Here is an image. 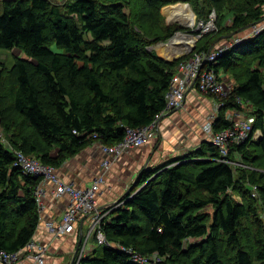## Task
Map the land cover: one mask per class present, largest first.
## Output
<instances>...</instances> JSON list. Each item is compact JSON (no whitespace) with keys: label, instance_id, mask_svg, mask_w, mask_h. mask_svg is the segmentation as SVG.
<instances>
[{"label":"trees","instance_id":"1","mask_svg":"<svg viewBox=\"0 0 264 264\" xmlns=\"http://www.w3.org/2000/svg\"><path fill=\"white\" fill-rule=\"evenodd\" d=\"M176 2L188 3L201 20L214 13L216 29L167 61L153 46L185 29L167 25L160 13ZM0 6V49L24 55L10 67L0 62V128L11 147L0 141V250L7 252L33 237L39 218L34 190L41 177L23 174L14 150L58 168L84 147L119 142L126 126L147 125L161 113L180 61L264 20V0H0ZM213 69L235 83L214 130L230 126L223 114L240 108L236 97L255 117L247 139L229 147L227 159L236 163L220 161L205 140L143 169L103 217L107 241L141 255L156 252L161 264H264V28L222 52ZM102 247L81 264H137Z\"/></svg>","mask_w":264,"mask_h":264},{"label":"built area","instance_id":"2","mask_svg":"<svg viewBox=\"0 0 264 264\" xmlns=\"http://www.w3.org/2000/svg\"><path fill=\"white\" fill-rule=\"evenodd\" d=\"M212 21L214 13L210 15ZM264 28V20L251 25L243 33H233L223 42L214 45L207 51L195 52L187 59L180 61L173 73L167 91L165 92V106L161 113L147 125L138 127H125L123 138L113 145H103L95 143L98 150L105 155L99 165V172L95 176L89 187L79 188L63 181L56 173V168L44 164L32 155H26L19 150H14V165L18 166L23 174H31L35 177L40 176L41 180L35 187V199L42 206V195L45 191L43 185L49 182L53 185L50 191L52 199H67L66 207L61 211L57 221L47 220L45 226L52 237L64 236L70 233L78 234L79 227L85 221H89V231L83 240L77 243L73 255L66 264H81V259L87 254L88 236L94 237L95 245L111 247L128 254L131 261L137 264H161L163 258L156 252L146 256L137 253L131 248H125L119 243L107 241L101 230V221L109 213L113 206L119 203H108L99 207L96 197L104 185V175L111 164L130 149L143 146L157 130L159 119L174 109L183 106L187 93L195 89L203 95L210 97V108L204 120L202 130L204 135L212 145L218 149L219 160L226 163H236L227 159L229 147L247 139L255 117L249 113L251 105L244 102L240 97L235 98V102L240 106L236 110H225L224 118L231 124L226 128L214 130L216 120L219 118L220 110L224 107V98L229 96L234 89L235 83L229 75L215 72L213 65L216 64L222 52L233 48L244 40L254 37ZM189 46L185 54L190 53ZM183 54V55H185ZM181 55V56H183ZM256 133L260 135L257 130ZM256 135H253V137ZM0 141L11 149L4 137L0 134ZM256 186H252L251 196L255 195ZM114 207V208H115ZM39 220L42 217L39 216ZM37 224V227H38ZM36 227V229H37ZM36 231V230H35ZM49 249L46 244L41 243L33 237L20 249L7 252L0 250V264H18L22 260L26 264H45V256Z\"/></svg>","mask_w":264,"mask_h":264},{"label":"crops","instance_id":"3","mask_svg":"<svg viewBox=\"0 0 264 264\" xmlns=\"http://www.w3.org/2000/svg\"><path fill=\"white\" fill-rule=\"evenodd\" d=\"M210 108V97L190 90L183 106L174 109L169 115H164L157 124L158 142L150 140L146 145L130 149L119 156L104 175L105 183L96 197L99 207L108 203H116L132 188L137 176L143 169L155 167L167 159L184 154L207 140L202 126ZM105 155L96 144L89 145L77 154L68 158L56 173L65 182L75 187H89L99 172V165ZM42 206L39 209L38 227L33 238L48 246L45 264H66L73 255L76 245L88 234L90 223L85 221L79 227L78 234L70 233L64 236L52 237L45 222L57 221L61 211L67 205V199H52L50 191L53 185L45 182L43 185ZM87 252L94 248L92 236L87 239ZM18 264H26L22 260Z\"/></svg>","mask_w":264,"mask_h":264},{"label":"rangeland","instance_id":"4","mask_svg":"<svg viewBox=\"0 0 264 264\" xmlns=\"http://www.w3.org/2000/svg\"><path fill=\"white\" fill-rule=\"evenodd\" d=\"M53 1V0H52ZM177 3V2H176ZM176 3H173V4H176ZM182 4H185L184 6H185V8H190V10H191V12H193L192 14H193V17H194V21H193V24H192V26L191 25H188V24H184V23H181L178 19H176V18H172L171 16H169L168 15V9H167V7L169 6V5H173V4H167V5H164V6H162L161 8H160V13L162 14V16H163V18H164V22L167 24V25H180V26H182V27H184L185 29H183V30H179V32L178 31H176V32H178L177 34H179L180 32H181V34H183V35H186V36H188L187 34H191V35H194V34H196L197 32H194V31H192L200 22H202V27H200L202 30H204V33H203V35L204 34H208V33H212V32H214L215 31V29H216V27H215V24H214V18H215V16L213 17V21H212V19H211V17H209V14H208V16H207V19L206 20H201V19H199L197 16H196V13H194V10L192 9V7L187 3L186 4V2H181ZM1 10H2V8H1V6H0V12H1ZM206 27V28H205ZM249 29V28H248ZM247 29V30H248ZM186 30H190L191 32H188V31H186ZM246 30V31H247ZM199 32V31H198ZM175 33V32H174ZM173 33V34H174ZM184 33H186V34H184ZM243 33V32H242ZM171 37V36H170ZM169 37V38H170ZM174 37V36H173ZM172 37V38H173ZM189 37V36H188ZM168 38V39H169ZM172 38L168 41V42H170L171 40H172ZM167 39V40H168ZM189 39L190 40H186V44H185V46L184 47H182V48H184V50H182V52H184L185 50H187L188 49V46H189V42H191V40H192V37H189ZM179 41H182L181 39L179 40ZM224 41V40H223ZM223 41H220L219 43H221V42H223ZM163 43H167L166 41L165 42H163ZM175 43L177 44V43H179L178 41H175ZM219 43H217V44H219ZM165 44H158V45H156L155 46V51L157 52V54L159 55V56H161V57H163V58H165V56H164V52L166 53V50H164L165 48H164V46H165ZM168 44V43H167ZM162 50V51H161ZM162 52V53H161ZM161 53V54H160ZM178 54H180V52L179 53H177L176 55H178ZM16 57H24V55H23V53L22 52H20L18 49H16V48H13L12 50H7V49H0V62L1 63H4L7 67H10L12 64H13V61H14V59L16 58ZM169 57H174V55H169ZM0 133L2 134V132H1V128H0ZM254 135H256V136H254L253 138H255V139H257V138H259V135H258V133H256L255 132V134ZM158 139H160V138H158V135H157V132L156 131H154V133L152 134V136L148 139V141H147V143L150 141V140H155V141H157L158 142ZM146 143V144H147ZM146 144H144V145H146ZM187 153V152H186ZM181 155H183V154H179L178 156H181ZM234 156V155H233ZM176 157V156H175ZM238 159V160H240V155H235V159ZM168 160V159H167ZM261 162H262V164H264V160H262L261 159ZM233 196V198L235 199V200H239V198L237 197V196H235V195H232ZM116 205V204H115ZM115 205L113 206V209H114V207H115ZM120 205V204H119ZM112 209V210H113ZM210 210V209H209ZM94 248H95V251H96V254L98 255V254H100L101 253V251H102V249H103V247L102 246H100V245H95L94 246ZM92 250V249H91ZM254 264H257V263H254Z\"/></svg>","mask_w":264,"mask_h":264},{"label":"bare ground","instance_id":"5","mask_svg":"<svg viewBox=\"0 0 264 264\" xmlns=\"http://www.w3.org/2000/svg\"><path fill=\"white\" fill-rule=\"evenodd\" d=\"M184 5L185 4H182V3H176V4H173V5H169L167 7L168 15L171 16L172 18L178 19L181 23L188 24V25L192 26L193 21H194V17H193V14H192L193 12H191L189 7L185 8ZM189 37L186 36V35H183L181 33L176 34L172 38V40L170 42H168V44H165V46H164V48H165L164 50H166V53L165 52L163 53L165 58L171 59V57H169V55L177 56L176 55L177 53H179V52L182 53V50H184V48H182V47L185 46L187 39L190 40ZM180 39L182 41H179ZM175 41H178L179 43L176 44Z\"/></svg>","mask_w":264,"mask_h":264},{"label":"water","instance_id":"6","mask_svg":"<svg viewBox=\"0 0 264 264\" xmlns=\"http://www.w3.org/2000/svg\"><path fill=\"white\" fill-rule=\"evenodd\" d=\"M177 3H181V2H177ZM187 4V3H186ZM200 27H202V22H200L192 31H194V32H197L196 34H194V35H191V34H187L188 36H190V37H192V40H191V42H189V50H188V52L189 51H192L193 49H194V47H195V43H196V41L203 35V33H204V30H202ZM199 31V32H198ZM179 32V31H178ZM178 32H175L166 42L168 43V41L173 37V36H175ZM181 33V32H180ZM184 34H186V33H184ZM166 43V44H167ZM158 44H165V43H163V42H159V43H157L156 45H158ZM156 45H154L153 46V48H155V46ZM186 53V52H185ZM184 52H182V53H180L179 55H177V56H174V57H172L171 59H167V58H164L165 60H167V61H171V60H173V59H175V58H177V57H180L181 55H183V54H185ZM171 113V111L169 112V113H167V115H169ZM79 243V242H78Z\"/></svg>","mask_w":264,"mask_h":264},{"label":"clouds","instance_id":"7","mask_svg":"<svg viewBox=\"0 0 264 264\" xmlns=\"http://www.w3.org/2000/svg\"><path fill=\"white\" fill-rule=\"evenodd\" d=\"M1 134V133H0Z\"/></svg>","mask_w":264,"mask_h":264}]
</instances>
